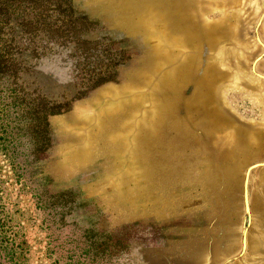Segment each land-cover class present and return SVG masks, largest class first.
I'll use <instances>...</instances> for the list:
<instances>
[{
    "label": "rangeland",
    "instance_id": "374dc122",
    "mask_svg": "<svg viewBox=\"0 0 264 264\" xmlns=\"http://www.w3.org/2000/svg\"><path fill=\"white\" fill-rule=\"evenodd\" d=\"M71 6L0 84V264H264V0Z\"/></svg>",
    "mask_w": 264,
    "mask_h": 264
},
{
    "label": "trees",
    "instance_id": "16d2710c",
    "mask_svg": "<svg viewBox=\"0 0 264 264\" xmlns=\"http://www.w3.org/2000/svg\"><path fill=\"white\" fill-rule=\"evenodd\" d=\"M71 3L72 0H0V84L11 81L14 92L25 94L18 80L20 74L25 71L26 54L39 58L46 48L44 45L46 38H49L50 42L60 39L73 41L74 37L78 36L79 26L88 19L82 15L75 16ZM20 17L24 20L21 25L22 31H19L18 35L16 32L10 33L15 29L6 32L11 26V21ZM82 42L92 47V43L84 40ZM105 81L107 80L102 82ZM91 88L92 85L88 89ZM14 94L17 96L15 105H23L24 97ZM43 104L46 106L48 116L59 114L60 105L48 101ZM25 105L28 108L33 107L32 103ZM35 108L30 113L37 122L38 113ZM49 125L48 121H45V130L41 135L45 143H50L51 140ZM2 146L0 145V151L4 150ZM20 255L18 252L15 253L14 264H21Z\"/></svg>",
    "mask_w": 264,
    "mask_h": 264
}]
</instances>
